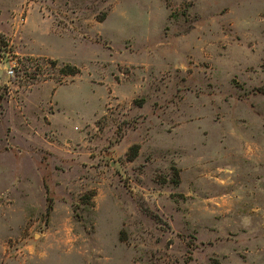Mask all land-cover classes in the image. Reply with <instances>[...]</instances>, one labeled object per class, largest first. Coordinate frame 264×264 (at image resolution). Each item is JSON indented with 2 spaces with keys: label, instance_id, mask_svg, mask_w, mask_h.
Returning a JSON list of instances; mask_svg holds the SVG:
<instances>
[{
  "label": "rangeland",
  "instance_id": "rangeland-1",
  "mask_svg": "<svg viewBox=\"0 0 264 264\" xmlns=\"http://www.w3.org/2000/svg\"><path fill=\"white\" fill-rule=\"evenodd\" d=\"M0 264H264V0H0Z\"/></svg>",
  "mask_w": 264,
  "mask_h": 264
},
{
  "label": "trees",
  "instance_id": "trees-1",
  "mask_svg": "<svg viewBox=\"0 0 264 264\" xmlns=\"http://www.w3.org/2000/svg\"><path fill=\"white\" fill-rule=\"evenodd\" d=\"M53 64V62H52ZM54 65V64H53ZM77 73V71L74 68H70L68 66H65L64 68H62L60 70V74L64 75V76H73ZM128 152L130 153L129 156H127V159H132L133 157H135V154L137 152V146H132L128 149ZM49 205L47 206V209L49 210Z\"/></svg>",
  "mask_w": 264,
  "mask_h": 264
}]
</instances>
